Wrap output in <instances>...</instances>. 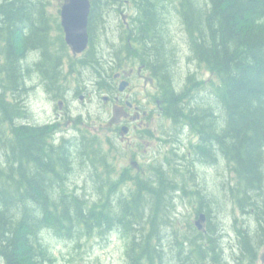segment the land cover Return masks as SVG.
I'll return each instance as SVG.
<instances>
[{
    "label": "trees",
    "instance_id": "1",
    "mask_svg": "<svg viewBox=\"0 0 264 264\" xmlns=\"http://www.w3.org/2000/svg\"><path fill=\"white\" fill-rule=\"evenodd\" d=\"M125 1L133 4L134 11L124 40L125 58H137L131 45L138 42L140 57L165 89L166 114L191 124L193 157L187 167L191 177L192 161L193 165L218 157L228 161L236 178L231 194L242 212L254 214L258 222L255 233L237 227L242 253L235 257L236 263L243 264L244 258L255 262L264 244V0ZM111 2L92 1L90 48L78 58L81 66H90L95 73L105 68L96 47L94 19L99 8ZM47 6L45 0H0V259L5 264H57L50 235L79 239L119 228L127 238L126 264L221 263L217 222L209 226L207 235L190 222L186 241L176 245L178 262L169 258L162 239L164 221L177 207L175 191L185 187L166 163L151 166L144 177L138 174L123 192V181L111 180L97 166L96 137L55 141L54 136L61 138L55 125L35 126L32 118L28 121L25 96L34 87L26 81L28 74L41 73V80L59 91L64 63L73 57L63 33L55 39L51 36L54 17ZM168 7L182 16L190 57L194 55L212 73L210 78L191 73L189 88L181 92L183 79L171 67L179 45L165 19ZM55 21L62 31L60 19ZM204 86L212 90V99L196 101L195 90ZM79 160L91 167L96 180L103 178L98 200L80 196L59 179V172L77 170ZM131 175L121 178L133 179ZM195 210L209 219L207 205L200 202Z\"/></svg>",
    "mask_w": 264,
    "mask_h": 264
},
{
    "label": "rangeland",
    "instance_id": "2",
    "mask_svg": "<svg viewBox=\"0 0 264 264\" xmlns=\"http://www.w3.org/2000/svg\"><path fill=\"white\" fill-rule=\"evenodd\" d=\"M48 3L47 9L49 13L54 17L51 19L53 29L51 30V36L55 37L62 35L64 36L63 30L59 29L58 23L55 19L59 20L60 8L62 7L65 0H45ZM112 2L105 6V8H99L100 13L98 16H95L94 19V36L97 40V48L100 51V56L104 60L103 68L108 70L111 74L113 70L120 67H127V65L133 64L136 65V61H133L132 58H125V39L129 31V22L131 21V14L133 11V4L125 0H111ZM204 1V0H203ZM100 5L103 4V0H98ZM169 8V7H168ZM58 17V18H57ZM166 22L170 25V33L172 40H174L179 49L175 50L173 55L175 58L173 67V74L178 78L183 79L184 82L188 81V76L191 73L196 74L199 78H210L212 73L206 68L204 64H200V61L194 57H190L191 51L188 48V37L182 30V16L176 8H169V11L165 14ZM56 43V42H55ZM138 42H134L131 45V53L135 55L141 62L143 59L140 57L138 47ZM60 49V48H59ZM137 49V50H136ZM32 54H36L35 51H30ZM29 53V54H30ZM71 53V51H70ZM73 57H69V62L64 63L63 70L65 71L64 76L61 80L68 83L69 88V109L65 113L63 118V131L68 133L69 137L75 135L76 139L79 138V141L86 139H93L96 137L94 134L95 130L102 135V141L107 139V131L105 128H101L98 124L101 122V119L110 117V113L104 111L106 106L102 103L100 98L101 88L94 85V81L97 79V73H95L92 67L78 63L77 55L71 53ZM119 55V57H117ZM35 58L34 55H32ZM135 59V60H136ZM178 59V61H177ZM177 62V63H176ZM112 67H114L112 69ZM31 72L26 77V81L29 85L34 86L29 89L25 96V100L28 105V110L30 116L27 118L28 121L34 117L35 120L45 122L50 118L57 116V101L52 100L53 92L57 90H50L46 82L41 80V73ZM35 73L33 76L32 74ZM216 78L215 75H213ZM84 83L88 87L90 96L86 99L81 100L74 93V89L77 84ZM141 89L143 91L144 87L147 92L152 91L151 84H147L141 81ZM147 86V87H146ZM197 91L195 100H205L212 99V90L208 86H204ZM194 91V92H195ZM60 91H57L59 93ZM61 93V92H60ZM66 93L63 90V94ZM142 96H145L143 93ZM193 99V97H192ZM56 113V114H55ZM81 113V115H79ZM72 114L73 116H69ZM81 119H86L87 124L82 126V122H76L75 119L79 116ZM32 116V117H31ZM30 118V119H29ZM160 117H156L154 122L157 128L162 127L165 123L168 122L166 118L163 120H158ZM95 121V123H93ZM107 123V122H106ZM80 127H89L92 129V132H78L73 128L75 126ZM94 125H97L95 127ZM153 127V126H152ZM163 127V128H164ZM88 128V129H89ZM156 131V136H151L147 134L146 137H141L137 142L140 144L139 158L146 163V168L148 171L151 170V166H148V162L157 165L160 162V159H164L166 167L168 170L173 172V176L184 183L185 190L175 191V204L176 209H174L173 215L168 217L164 221V228L162 232L164 235L162 239L165 240L164 245L168 248L169 258L176 259L177 257V243H180L181 240L186 241V234H189V225L190 222L194 224L196 216V210L199 206V203L205 204L209 207L210 217L206 222V229H209V226H212L216 222L218 223V241L221 248H218L220 251V257L222 258L221 263L216 264H234V259L238 255H241L240 250V236H238L237 227H246L250 231H256L258 228V222L256 221L255 215L252 213H244L237 204V200L231 194V188L235 185V175L228 165V161L224 160L222 157H218L216 161L210 162H195L193 165V178L191 177L190 172L187 167L190 165L191 161L188 160V148H183V141L175 143L174 141L168 139L165 141H160L157 134H168L163 130ZM97 138V137H96ZM98 139V138H97ZM135 138H132L130 141L123 142L120 144L123 147L117 154L111 158H107L110 163V168L105 166L100 167L101 171H106L110 176L111 180L115 182L123 181V184L120 186L123 192L127 191V187L133 185V180L138 174L139 169H136L135 165H131V160L133 157V151L136 150V143H134ZM185 138V142H187ZM106 144V143H105ZM113 144V143H112ZM108 145V144H107ZM106 145V146H107ZM132 149H130V148ZM97 148V145H95ZM117 150V148H116ZM122 151V152H121ZM180 151V154L179 152ZM114 155V154H113ZM159 165V164H158ZM80 162L76 163L77 170L70 169L67 174L65 172H59V179L62 183L65 181L67 184L72 187L80 196L93 198L98 200V196L101 194V188H98L104 182L102 180L98 181L95 178L98 176L94 172V177L91 174V167L84 166ZM127 167H131L128 169ZM111 169L112 171H109ZM122 170H127L125 173H132V178H121L119 173ZM107 174V175H108ZM142 177H144L142 175ZM179 182V181H178ZM180 182V184H181ZM100 183V184H99ZM98 184V185H97ZM104 189V188H102ZM199 190L194 192L193 190ZM121 191V192H122ZM83 194H86L85 196ZM199 195H205L204 199H201ZM200 199V200H199ZM205 222L203 223V227ZM255 233V232H252ZM208 238L206 237L205 240ZM48 241L58 255L56 261L57 264H126L127 257L125 253V248L127 245V238L123 236L119 228L109 229L107 233L101 235L97 232L96 235L90 237L85 236L81 238H61L57 235H50ZM190 245L189 243H187ZM163 245V246H164ZM258 252V257L255 262L254 260H248L244 258L243 264H263L259 255L262 251L264 252V244L260 245ZM191 247V246H190ZM236 248L237 250H234ZM209 253L207 257H209ZM168 258V259H169ZM169 259V260H170ZM236 260V259H235ZM169 262V261H168ZM236 263V262H235ZM0 264H5V262L0 259ZM170 264V263H169ZM237 264V263H236Z\"/></svg>",
    "mask_w": 264,
    "mask_h": 264
},
{
    "label": "flooded vegetation",
    "instance_id": "3",
    "mask_svg": "<svg viewBox=\"0 0 264 264\" xmlns=\"http://www.w3.org/2000/svg\"><path fill=\"white\" fill-rule=\"evenodd\" d=\"M80 55L76 57L79 58ZM81 56H84L81 54ZM136 61V65L130 64L127 67L117 68L111 74L108 70L97 73V79L94 81V85L96 87L101 88L100 98L102 103L106 106L108 111L104 109L107 113H110V117L101 119V122L98 124L99 127L105 128L107 131V139L103 143L102 135L95 130L94 134L98 138L97 145V166L100 168L105 166L110 168V163L107 158H111L117 154L123 147L120 142L130 141L132 138H135L134 143H136L141 137H146L147 134L151 136H156V131L161 130L164 127L157 128L155 125L156 117H160L158 120H163L166 118L168 122L165 123V127L163 130L168 132V134L158 133V139L160 141L172 140L175 143L179 141H183V148H188V160L193 157V130L191 124L188 122H179L175 118H172L166 114V92L163 86L160 84L159 78L156 73L144 62H141L138 59H134ZM65 71L63 70L59 76V85L58 88L59 93L53 92L52 88L49 89L53 93L52 100L57 101L56 109L57 116L54 118H50L45 122L39 123L32 122V125L42 126L49 125L56 127L55 133H61V138L54 136V140H68L71 138H75V135L69 137L68 133L63 131V118L65 117V111L69 109V88L68 83L66 81L61 80L64 76ZM141 81L146 82L147 84H151L152 91L147 92V90L141 89ZM125 83V84H124ZM89 85L79 83L76 85L74 89V93L81 100L86 99V97L90 96V92L88 91ZM190 86L189 82L186 81L185 84L179 86V91L181 92L182 88L188 89ZM147 87V86H146ZM66 91V93L63 94ZM145 96H142V94ZM193 95V88L190 89V92ZM56 114V113H55ZM81 115V113L79 114ZM78 115V116H79ZM69 116H73L70 114ZM75 121L82 122V126L87 124L86 119H81L80 116L75 119ZM107 122V123H106ZM95 123V121L93 122ZM97 127V125H94ZM153 126V127H152ZM75 130L78 132H92V129L89 127H80L75 126ZM89 128V129H88ZM147 133V134H146ZM87 134V133H86ZM185 138H187V142H185ZM84 141V140H83ZM82 141V142H83ZM113 143V144H112ZM108 144V145H107ZM107 145V146H106ZM117 148V150H116ZM130 148V147H129ZM132 149V148H130ZM122 152V151H121ZM140 152V144L137 142L136 150L133 153V159L131 160V165H135L136 169H139V172H142L141 175L145 176L149 174L148 168H146V163L143 162L141 158H139ZM114 154V155H113ZM161 167L165 166L164 159H160L158 163ZM152 165L148 162V166ZM130 169L131 167H127ZM193 168V161H192ZM151 169V168H150ZM109 171H112L109 169ZM127 170H122L119 173V176H123ZM152 169L150 170V172ZM106 172V171H105ZM103 180V178L101 177ZM207 235L208 231L205 232ZM236 259V258H235ZM234 259V264H236V260ZM264 264V263H263Z\"/></svg>",
    "mask_w": 264,
    "mask_h": 264
},
{
    "label": "water",
    "instance_id": "4",
    "mask_svg": "<svg viewBox=\"0 0 264 264\" xmlns=\"http://www.w3.org/2000/svg\"><path fill=\"white\" fill-rule=\"evenodd\" d=\"M92 10V0H66L61 8V21L67 43L74 53L87 49L90 42L89 18ZM125 84V83H124ZM207 214L201 213L196 225L201 229ZM264 262V254L261 256Z\"/></svg>",
    "mask_w": 264,
    "mask_h": 264
},
{
    "label": "bare ground",
    "instance_id": "5",
    "mask_svg": "<svg viewBox=\"0 0 264 264\" xmlns=\"http://www.w3.org/2000/svg\"><path fill=\"white\" fill-rule=\"evenodd\" d=\"M186 82H184V84H185ZM181 85H183V83L181 84ZM36 120H35V118L34 117H32V122H35ZM37 122V121H36ZM39 123H42L41 121L39 122ZM216 230V229H215Z\"/></svg>",
    "mask_w": 264,
    "mask_h": 264
}]
</instances>
